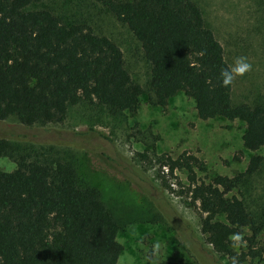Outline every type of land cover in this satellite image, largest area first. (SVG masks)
I'll return each mask as SVG.
<instances>
[{
	"label": "trees",
	"instance_id": "trees-1",
	"mask_svg": "<svg viewBox=\"0 0 264 264\" xmlns=\"http://www.w3.org/2000/svg\"><path fill=\"white\" fill-rule=\"evenodd\" d=\"M44 1L0 0V121L14 117L23 127L61 123L70 106L84 102L111 115L135 111L143 89L132 82L120 48L84 25L64 24L48 9L31 8ZM90 1L138 42L149 65L152 105L165 107L182 92L194 101L200 120H238L244 124L242 147H264V103L232 104V84L220 83V71L229 67L223 48L193 1ZM18 149L0 138V156L15 158ZM20 153L15 170L0 171V264H116L120 227L100 192L78 178L73 156L62 157L52 147ZM263 159L252 155L243 173L199 182L196 157L161 158L170 174L187 173L186 194L198 204L200 233L228 264L233 257L237 264L247 257L264 264V247H255L264 227L231 194ZM234 235L247 242L240 253Z\"/></svg>",
	"mask_w": 264,
	"mask_h": 264
},
{
	"label": "rangeland",
	"instance_id": "rangeland-1",
	"mask_svg": "<svg viewBox=\"0 0 264 264\" xmlns=\"http://www.w3.org/2000/svg\"><path fill=\"white\" fill-rule=\"evenodd\" d=\"M205 26L221 44L228 66L245 56L252 68L231 86L233 105L264 103V0H191ZM32 9H48L64 24H81L106 36L121 50L133 83L143 89L137 109L111 115L104 107L70 106L61 123L21 126L14 117L0 121V138L19 147L15 158L0 156V171L17 167L16 153L45 152L73 156L78 178L96 188L119 225L122 251L116 264H228L214 254L199 229L198 204L187 197V173H169L160 161L186 153L201 164L195 179L243 173L252 155L264 158V147H242L244 124L223 118L200 120L194 101L179 92L165 107L149 101V65L130 31L103 6L90 0H47ZM167 185L168 188L164 187ZM242 199L256 223L264 227V159L258 171L244 177L231 193ZM249 230L244 237H250ZM158 245V248L156 247ZM247 245L238 241L240 253ZM255 247H264V228ZM241 264H262L247 257Z\"/></svg>",
	"mask_w": 264,
	"mask_h": 264
},
{
	"label": "clouds",
	"instance_id": "clouds-1",
	"mask_svg": "<svg viewBox=\"0 0 264 264\" xmlns=\"http://www.w3.org/2000/svg\"><path fill=\"white\" fill-rule=\"evenodd\" d=\"M252 66L248 62L247 57L237 56L234 58L233 63L226 69L220 71V83L222 86H230L237 77H242L251 70ZM233 240L239 241L240 236L234 235ZM158 248V245L156 246ZM232 264H237L235 257L232 259Z\"/></svg>",
	"mask_w": 264,
	"mask_h": 264
}]
</instances>
